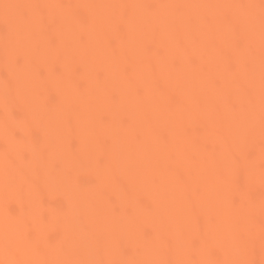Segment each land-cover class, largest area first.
Returning <instances> with one entry per match:
<instances>
[{"label":"bare ground","instance_id":"obj_1","mask_svg":"<svg viewBox=\"0 0 264 264\" xmlns=\"http://www.w3.org/2000/svg\"><path fill=\"white\" fill-rule=\"evenodd\" d=\"M0 264H264V0H0Z\"/></svg>","mask_w":264,"mask_h":264}]
</instances>
